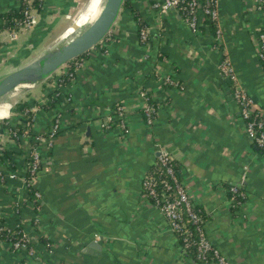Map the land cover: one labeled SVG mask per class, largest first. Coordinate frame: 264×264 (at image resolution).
Wrapping results in <instances>:
<instances>
[{
	"label": "crops",
	"instance_id": "obj_1",
	"mask_svg": "<svg viewBox=\"0 0 264 264\" xmlns=\"http://www.w3.org/2000/svg\"><path fill=\"white\" fill-rule=\"evenodd\" d=\"M78 1L45 0L37 25L14 39L1 30L3 74L13 70L6 61L20 67L31 47L62 28ZM129 1L105 43L107 52L88 55L57 109L41 106L51 92L47 86L31 106L37 108L35 130L50 127L55 113L63 122L36 182L44 198L39 234L53 245L47 249L39 241L40 258H28L0 238V264H200L143 194V179L161 149L179 163L195 205L205 212L207 237L220 253L231 264H264V153L248 137L231 83L219 72L214 30L201 19L193 32L177 10L161 17L154 0ZM19 5L0 0V24L2 14ZM133 9L151 28L148 61ZM220 9L224 45L239 83L264 112V63L255 46L264 12L256 0H220ZM168 75L183 88H162L161 78ZM141 89L159 105L153 126L135 106L144 102ZM120 101L127 102L128 133L118 126L104 131L101 119ZM10 108L4 105L0 118ZM10 150L16 164L5 172L15 170L18 177L0 181V217L32 232L33 204L21 181L28 160L19 148ZM235 184L246 191L242 211L228 205L226 188Z\"/></svg>",
	"mask_w": 264,
	"mask_h": 264
},
{
	"label": "built area",
	"instance_id": "obj_2",
	"mask_svg": "<svg viewBox=\"0 0 264 264\" xmlns=\"http://www.w3.org/2000/svg\"><path fill=\"white\" fill-rule=\"evenodd\" d=\"M22 2H27L28 4L31 3L30 0H22ZM18 3L20 4L21 0H18ZM153 6L156 7L161 17L167 15L170 10H177L183 16L193 32L199 31L201 19L205 21L207 17H210L215 25V47L221 52L219 72L222 77L231 83L232 99L239 106L240 116L245 121L248 137L254 144L264 151V112L239 83L231 58L225 48L223 29L221 26L220 0H154ZM263 6L264 0H256V8L258 12H264ZM38 20L39 14L32 8V6H29L24 11L23 18L18 22L17 26L7 30L10 31L12 38L14 39L20 32L37 25ZM137 24L139 39L145 48V58L148 61L152 57V51L150 48L152 38L151 28L147 26L141 18H138ZM113 32L114 28L99 45L86 53V57L73 59L51 77L53 78V81L47 84V88L51 92L50 94H46L45 99L42 101V108H44V104L51 102L55 98L62 99V94L71 87L77 74L84 67L88 55L98 54L99 51H103L104 53L107 52V45L105 43ZM255 46L259 57L264 63V31H261L260 29H258L255 38ZM64 78H67V80H64ZM166 84H170L172 88H183L181 82L175 76H163L161 78L162 88L165 87ZM68 92L69 91L66 93ZM140 95L144 102L143 104L136 103L135 106L143 111L147 125L153 126L159 116V105L147 90L141 89ZM166 103L170 104L169 101ZM59 105L60 103L58 106ZM58 106L54 109H57ZM30 110L35 113L37 108L33 107ZM127 110V102L120 101L112 112L106 114L105 117L101 119L100 125L102 129L108 131L112 126H118L124 134L128 133V123L126 119L128 113ZM7 119L9 120L7 125H3L1 123L3 120H0V136H2L0 141V154L3 155L11 148L16 147L22 150V155L23 157H26L25 159L30 157V162H27V174L21 177V181L26 189L30 191V200L33 204L34 215L32 232L25 231L19 225L13 227L9 226L0 217V232L6 231L10 234L17 235L10 240L0 238L7 244L9 250L23 251L28 258L35 257L36 259H39L40 257L38 256L36 244L39 243L41 237L39 232L41 229L44 198L41 191L36 188V182L40 170L45 165H49L48 163L51 160L50 153L54 147V138L61 130L63 122L60 114L55 113L50 128L37 131L34 128L36 120L35 114L31 122H28L19 114L14 118V121L10 118ZM17 123H21L26 129L20 130ZM160 152H162V154L159 159L166 167V172L171 177L172 182L165 181L162 191L159 193L156 188L157 183L155 177L147 173L142 183L143 190L146 191L144 194L145 197L148 200L151 197L156 199L155 204L159 210L169 219L173 230L181 236L184 250L196 246L197 250L200 252V256L203 257L206 256L208 251L213 250L218 261L212 262L211 264H231L209 240L204 226L199 225L202 221V215L195 211L193 195L187 187L186 182L183 180L179 181L177 178L172 163L173 156L164 149H161ZM1 162L0 181L3 182L5 176H9L10 178L18 177L15 170L5 172L8 168L11 170V168L14 167L15 161L13 162L7 158L6 162ZM8 173L10 175H8ZM226 191L230 194L227 199L229 207L237 211H242L244 209L245 199L247 198L246 192L241 186L236 184L228 186ZM190 223L195 224L196 227L192 229L189 225ZM195 231L197 239L194 237ZM52 245L53 244H51L50 241L44 244L47 249H50Z\"/></svg>",
	"mask_w": 264,
	"mask_h": 264
},
{
	"label": "water",
	"instance_id": "obj_3",
	"mask_svg": "<svg viewBox=\"0 0 264 264\" xmlns=\"http://www.w3.org/2000/svg\"><path fill=\"white\" fill-rule=\"evenodd\" d=\"M125 0H105L99 18L84 33L47 49L31 62L0 77V99L27 91L52 77L65 64L99 45L114 28ZM162 152H157L160 157Z\"/></svg>",
	"mask_w": 264,
	"mask_h": 264
},
{
	"label": "trees",
	"instance_id": "obj_4",
	"mask_svg": "<svg viewBox=\"0 0 264 264\" xmlns=\"http://www.w3.org/2000/svg\"><path fill=\"white\" fill-rule=\"evenodd\" d=\"M30 1H31V3L28 4L27 2H22V0H21V3L19 5V7H12L10 9H8L7 11H5L2 14V16H1L2 17V22L0 24V31L1 30L12 29V28L16 27L18 22L23 18L24 11L29 6H32V8L34 10H36V12L38 14L41 13V11H42V9L44 7V4H45V0H30ZM129 6H131L130 1L129 0H125L123 8L129 7ZM263 8H264V6H263ZM133 11H134V14H135V19H138L140 17L139 12L137 10H135V9H133ZM205 23H208V25H210V27L213 30L215 29V25L211 21L210 17L206 18ZM84 57H86V54L82 55L79 58H84ZM157 57H158V59H160V57H161L160 54H158ZM64 80H67V78H64ZM52 81H53V78L50 77L48 80H46L44 85H47L48 83H50ZM165 87L171 88L172 86L170 84H166ZM60 101H61V98H55L51 102L44 104L43 107L46 110L54 109L56 106H58ZM37 103H38V100H36V99H29V100H26V101L24 100V101L17 102L15 104L14 112L16 111L18 114L23 116V118L25 120H27L28 122H31L35 113H33L30 109L32 108L31 106H33V105H35ZM117 104H115L114 108L116 107ZM8 121L9 120L6 118L1 123L3 125H7ZM17 126H18V128L20 130H25L26 129V127L22 126L21 123H17ZM47 128H50V127H47ZM259 149L264 153L263 149H261V148H259ZM21 153H22V150H21ZM15 154H16L15 151L8 150L7 152H5L3 154V157L8 158L9 160L14 162L15 161ZM19 154H20V151H19ZM27 160L30 162V160H31L30 157ZM14 163L16 164V161ZM172 163L174 165V170H175V173L177 174V178L179 179V181L183 180L182 177H181L179 163L177 162V160H175V158H173ZM148 173L155 177V180H156V183H157L156 184V188H157V191H159V193H161L165 181L172 182L171 177L166 172V167L161 163L159 157L156 160V162L150 167ZM28 193H30V191H28ZM145 193H146V191L143 190V194H145ZM229 196H230V194H229ZM149 200L151 202L155 203L156 199L151 197ZM243 201H244V199H243ZM233 210H235V209H233ZM195 211H197L198 213H200L202 215V221L199 223V225L203 226V224H204L203 220H204V217H205L204 210L199 205H195ZM235 211H237V210H235ZM187 218H188V216H187ZM189 225L191 226L192 229H194L196 227V225L193 224V223H190ZM16 236H17L16 234H10V233H8L6 231L0 232V237L3 238V239L10 240V239H13V237H16ZM194 237L195 238L197 237L196 236V231H195V236ZM179 238H180L181 244L183 246V242H182L181 236H179ZM40 241L42 243H44V244L49 242V240L47 238H45L44 236L40 237ZM185 252H186V254L188 256H190L191 258L197 260L200 264H211L212 262H217L218 261V259L214 255V251L213 250L208 251L206 253L205 257L200 256V252L197 250L196 246H193L190 249H186Z\"/></svg>",
	"mask_w": 264,
	"mask_h": 264
},
{
	"label": "rangeland",
	"instance_id": "obj_5",
	"mask_svg": "<svg viewBox=\"0 0 264 264\" xmlns=\"http://www.w3.org/2000/svg\"><path fill=\"white\" fill-rule=\"evenodd\" d=\"M89 1L90 0H79L78 1L79 4H80L79 7L78 8H74L72 10L73 12H71L70 17H69V19H67V22L64 24V26H62V28L60 27L59 29H57L55 32H53V34H50L49 36H46L44 38V40H42V43H39V46L31 47L29 56L24 58L23 60H21L22 61L21 62V66L31 62L32 60H34L35 58H37L38 56L43 54L47 49H49V48L52 49L55 46L60 45L63 42L67 41L68 37H66V36H68L73 31V30H71V28L73 26V23H75V20L78 19L77 21L79 22V24L85 22L90 9L85 10V12L81 16H80V13L83 11V9L86 7V5L89 3ZM83 27L81 26V27H79V30H76L77 32L75 34L77 36L82 34V33H84L85 30H87L89 28L88 26L84 27V28ZM43 48H45V50H43ZM6 63L7 64H11V69H13V70L17 69V68H15L13 63H11L9 61H6ZM7 69L8 68H6V70ZM13 70H11V71H13ZM3 73L4 72L2 71V68H0V77L5 75ZM45 82L39 83L36 86L32 87L31 89H28L27 91L17 92L11 97L9 96L8 98H4L0 102V109H2L4 107V105L5 106H11V108L0 118V120H4V119L9 118V117L13 121L15 120L14 118L18 114L16 111L14 112L15 104L17 102L24 101V100L26 101V100H29V99L39 100L40 96H41V94L43 92V88L45 86H47V85H44Z\"/></svg>",
	"mask_w": 264,
	"mask_h": 264
},
{
	"label": "bare ground",
	"instance_id": "obj_6",
	"mask_svg": "<svg viewBox=\"0 0 264 264\" xmlns=\"http://www.w3.org/2000/svg\"><path fill=\"white\" fill-rule=\"evenodd\" d=\"M104 3H105V0H90L89 3L86 5V7L83 9V11L80 13V16L85 12V10L87 9H90L88 15H87V18L85 20L84 23H80L75 20V23H73V26L71 28V30H73L68 36V40L67 41H70L72 40L75 36H77L75 33L77 32L76 30H79V27H89L90 25H92L94 22H96V20L99 18L102 10H103V7H104ZM79 24V25H78ZM78 25V26H77ZM70 26V25H69ZM83 27V28H84ZM75 28V29H74ZM65 39V38H64ZM63 39V40H64ZM61 43V42H60ZM15 93H12V94H8L6 95L5 97H3L2 99H0V102L4 99V98H8L9 96H13ZM10 118V117H9Z\"/></svg>",
	"mask_w": 264,
	"mask_h": 264
}]
</instances>
